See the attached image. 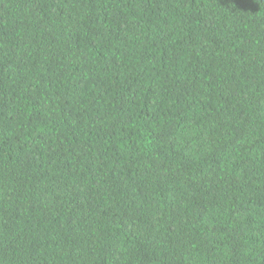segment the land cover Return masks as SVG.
Masks as SVG:
<instances>
[{"label": "trees", "instance_id": "16d2710c", "mask_svg": "<svg viewBox=\"0 0 264 264\" xmlns=\"http://www.w3.org/2000/svg\"><path fill=\"white\" fill-rule=\"evenodd\" d=\"M0 264H264V0H0Z\"/></svg>", "mask_w": 264, "mask_h": 264}]
</instances>
